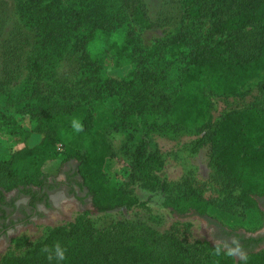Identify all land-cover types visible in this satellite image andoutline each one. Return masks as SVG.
<instances>
[{
  "label": "trees",
  "instance_id": "1",
  "mask_svg": "<svg viewBox=\"0 0 264 264\" xmlns=\"http://www.w3.org/2000/svg\"><path fill=\"white\" fill-rule=\"evenodd\" d=\"M43 1L29 0L23 5V11L40 22L41 40L22 39L23 31L15 28L8 47L10 58L4 66L5 80L0 79L1 94L6 91V81L12 83L15 75L26 68L33 79L32 94L39 102L37 107H23L19 118L0 116L6 129L24 142V147L8 160H0L2 203L6 201L5 193L19 190L30 195L35 205L40 192L55 187L54 182L50 183L47 164L62 166L75 160L82 179L79 185L89 191L92 205L100 214L147 207L134 185L159 195L162 206L179 216L191 212L206 216L217 206L261 213L257 199H264V0H181L185 21L209 25L205 39L192 42L187 29H183L172 38L156 40L144 48L135 33L129 32L117 49L119 59L129 64L121 78L102 74L88 49L98 31L110 33L114 27L103 13L101 0H81V9L71 12H65L68 10L60 0L46 6ZM117 1L139 30L161 26L163 20L151 17L146 0ZM84 28L88 31L74 43L73 60L79 66L67 81L75 75L84 76L85 86L94 87L99 104L111 96L120 97L122 120L148 118L149 134L160 126L163 117L176 128L197 127L201 135L193 142V150L209 147L222 180L220 187L196 186L189 175L179 181L157 176L155 170L161 169L162 162L148 152L145 144L136 149L137 171L124 185L113 184L105 173L108 155L104 145L96 144L85 152L69 148L61 158L55 122L65 126L83 118L81 132L93 137L94 112L88 95L82 91L74 94L73 89H65L59 96L43 85L40 80L48 70L46 58L25 57L21 41L55 47L53 51L60 54L56 46L65 48L69 38ZM64 39L67 40L62 42ZM175 66L180 68L174 80L170 73ZM255 81L262 105L226 111L214 122L211 96L242 95ZM26 119L33 126L27 127ZM208 191L215 194L208 196ZM86 217L87 214L75 223L49 228L41 241L29 244L21 253L4 255L0 264H264V249L238 260L223 245L190 240L189 225L180 235L174 233V228L150 234L128 222L97 229ZM57 247L64 252L63 260L56 255Z\"/></svg>",
  "mask_w": 264,
  "mask_h": 264
},
{
  "label": "rangeland",
  "instance_id": "2",
  "mask_svg": "<svg viewBox=\"0 0 264 264\" xmlns=\"http://www.w3.org/2000/svg\"><path fill=\"white\" fill-rule=\"evenodd\" d=\"M29 0H0V79H4V66L8 61V47L13 36L11 33L18 28L22 32V39L41 40L42 30L40 22L36 21V16L31 17L29 13L23 11L24 4ZM65 12L81 9V0H60ZM103 13L112 23L113 30L110 33L98 31L94 39L89 43V52L101 68V73L114 78H121L129 70L128 61L119 59L117 49L123 45L127 33L134 32L140 40V45L144 48L151 47L156 40L169 39L179 34L181 30L187 29L192 42H202L208 32L209 25L192 24L182 17L181 0H146L151 17L161 21V26L147 31L137 28L119 6L117 0H101ZM56 0H44L43 6L54 4ZM104 17V18H105ZM39 19L43 17L39 15ZM6 26L3 27V24ZM36 29V32L34 31ZM88 30L86 28L75 37L69 38L65 48L56 46L60 52L53 51L55 47L34 46L30 40H22L21 45L27 52L25 57L32 59L46 58L47 71L40 80L43 85L49 86L59 96L65 89H73L74 94L83 92L88 95L90 109L95 116L96 132L93 137L84 135L82 130L83 118H76L70 124L63 126L55 122L59 135L58 151L61 158H64L67 149L80 152L90 151L94 145H104L107 155L104 171L110 181L115 185H124L130 180L133 171L136 170L137 159L136 149L142 144L146 145L148 152L156 154L162 162L161 169L155 170L157 176H163L171 181H179L184 176L189 175L194 179L196 186L210 185L220 187L222 180L217 169L214 167L211 151L205 147L198 152L193 150V142L201 135L197 127L176 128L167 118L163 117L160 126L153 129L149 134L151 121L148 118H136L123 121L119 109L121 98L111 96L104 103L99 104L96 98V91L92 85L85 86V77L81 74L74 75L72 70L79 65L73 60L75 41L78 40ZM39 35H36V34ZM10 34V35H8ZM36 36L37 38H34ZM10 38L7 40V38ZM67 39L62 40L65 42ZM43 46V45H42ZM29 51V53H28ZM164 68L163 62H160ZM160 64V65H161ZM179 66H175L171 71V79H176L179 74ZM79 71V68L77 69ZM70 72V73H68ZM12 83L6 81L4 93L0 94V116L7 118H19L18 112L28 106L39 105L32 94L33 79L29 70L21 69L15 75ZM5 80V79H4ZM173 80V81H174ZM175 86V84H173ZM258 81L252 82L247 91L235 97L216 98L211 96L213 105L212 114L214 122L218 121L223 113L232 109L244 108L259 104ZM27 127L33 126L26 119ZM24 147V142L19 136L11 134L0 121V160L6 161L18 149ZM142 162V161H141ZM78 162L68 161L62 166L58 163H49L46 170L51 175L50 179L62 185L69 180L74 184ZM144 170V168L142 169ZM8 183V182H5ZM58 186V187H59ZM57 187V185H56ZM135 192L143 201H147V207L135 208L132 210H118L100 214L96 212L92 205L91 197L76 196L72 191L62 200L58 208H51L48 205L40 207L36 213H28L23 202L19 199L17 190L5 193L8 200L15 207L12 210L11 219L8 220L3 214L2 224L10 226L5 234H0V259L4 255L21 253L28 249L29 244H34L46 235L49 228L75 223L80 217L87 214L86 219H90L97 229H104L118 222H128L136 224L146 232L158 233L174 230L178 235L183 233L185 225H189L190 240H206L216 244L214 240L213 226L223 225L231 230H258L264 229V205L259 209L261 213L252 210L245 211L241 207H213L208 215L200 216L191 212L186 216L174 214L169 209L162 206L161 197L134 185ZM214 189V188H212ZM213 191H208V196ZM215 194V193H214ZM3 213V212H2ZM241 257V254L238 255Z\"/></svg>",
  "mask_w": 264,
  "mask_h": 264
},
{
  "label": "flooded vegetation",
  "instance_id": "3",
  "mask_svg": "<svg viewBox=\"0 0 264 264\" xmlns=\"http://www.w3.org/2000/svg\"><path fill=\"white\" fill-rule=\"evenodd\" d=\"M72 173L76 174L74 177V184H70V181L67 180L59 186L58 183L54 182V189H45L43 192H40L39 199L35 202V205L32 204V198L30 195L17 190L19 199L22 202L24 200H27L26 203L23 202L25 210L28 213H30L31 211H33V213H36L40 207H43V205H48L51 208L56 209L60 204V200H62V198L64 199L66 195L69 194L68 191H72V188L74 189L73 193L76 196H81L80 193H83L87 197L90 196L89 191L79 185V182H82V179L78 175V171L74 170ZM50 183H53L51 179ZM4 195L6 199L5 203L1 202L0 196V213L1 215L3 214L8 220H10L12 216V210L15 205L11 204V202L8 200V197H6L7 194ZM257 200L259 206H261V204L264 205L263 198ZM9 228L10 226L2 224V218L0 216V234H5V232L8 231ZM213 233L214 240H217V243H214L213 245H223L225 249L232 251L238 260L242 259L245 254H248L250 252H258L264 249V229L261 232H259L258 230L248 232L245 230H231L219 224L213 226ZM239 254H241V257H238Z\"/></svg>",
  "mask_w": 264,
  "mask_h": 264
},
{
  "label": "clouds",
  "instance_id": "4",
  "mask_svg": "<svg viewBox=\"0 0 264 264\" xmlns=\"http://www.w3.org/2000/svg\"><path fill=\"white\" fill-rule=\"evenodd\" d=\"M56 255H57L58 259H60V260L64 259V252L59 247H57V249H56Z\"/></svg>",
  "mask_w": 264,
  "mask_h": 264
}]
</instances>
